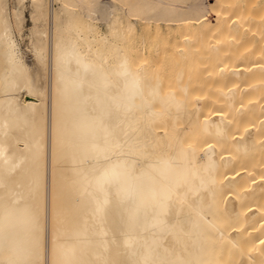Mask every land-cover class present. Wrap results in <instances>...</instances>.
Here are the masks:
<instances>
[{
	"label": "bare ground",
	"instance_id": "1",
	"mask_svg": "<svg viewBox=\"0 0 264 264\" xmlns=\"http://www.w3.org/2000/svg\"><path fill=\"white\" fill-rule=\"evenodd\" d=\"M113 1L0 0V264H264V0Z\"/></svg>",
	"mask_w": 264,
	"mask_h": 264
},
{
	"label": "rangeland",
	"instance_id": "2",
	"mask_svg": "<svg viewBox=\"0 0 264 264\" xmlns=\"http://www.w3.org/2000/svg\"><path fill=\"white\" fill-rule=\"evenodd\" d=\"M101 2H103V0H101ZM106 3H108V5L109 4L111 5V6L109 5V8H110L111 12L113 11V13L119 9V4L113 0H104L103 4H106ZM26 5H27V9L25 11L26 20H25L24 31H25V33H28L29 28L32 26L31 19H30V0H26ZM23 46L25 48V45H23ZM28 61H31L30 57H28Z\"/></svg>",
	"mask_w": 264,
	"mask_h": 264
}]
</instances>
